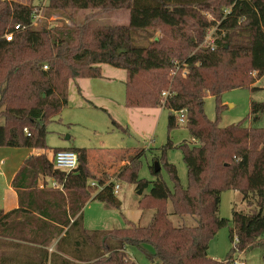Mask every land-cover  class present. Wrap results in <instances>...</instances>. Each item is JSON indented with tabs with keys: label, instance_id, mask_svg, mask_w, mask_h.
I'll use <instances>...</instances> for the list:
<instances>
[{
	"label": "trees",
	"instance_id": "obj_1",
	"mask_svg": "<svg viewBox=\"0 0 264 264\" xmlns=\"http://www.w3.org/2000/svg\"><path fill=\"white\" fill-rule=\"evenodd\" d=\"M47 8L126 9L129 21L36 29L33 4L0 0V146L46 149V123L67 105L69 81L100 77L101 64L107 63L125 70V106L167 111L165 148L172 146L169 134L178 127L177 113L185 111L192 143L183 141L177 147L187 184L180 183L175 165L165 162L173 183L170 188L160 170H154L155 164L160 167L154 156L149 165L154 179L148 186L138 176L145 149L108 183L89 168L88 148H54L77 154L78 166L72 173L54 168L45 155L30 157L25 168L31 175L42 173L62 185L65 194L52 191L62 196L59 208L64 218L42 210L35 218L31 212L36 207L0 210V264L9 259L15 264H229L225 261L233 259L236 251L256 246L264 250V127L243 121L220 126L203 110L207 95L214 96L219 110L223 92L259 89L253 83L264 78V0H47ZM154 27L161 30L158 40L134 43L135 31ZM210 28L214 29L212 48L202 46ZM9 33L13 36L7 41L4 35ZM184 68L187 72L182 74ZM262 111L264 102L250 101L252 119ZM89 179L101 188L92 191ZM118 180L134 184L139 195L148 187L138 203L142 210L153 209L150 222L141 226L127 220L125 227L103 231L85 228L82 210L89 200L120 206L113 193ZM223 189L238 191L249 210H232L233 247L226 259L218 261L208 256L207 249L218 229L229 223L218 215ZM170 214L182 223L175 224ZM31 217L37 229L31 228L35 226ZM184 217L193 223L186 225ZM18 218L23 223L20 234H15ZM52 240L56 250L49 253L46 243ZM6 242L39 256L21 263L16 253L7 257L2 252Z\"/></svg>",
	"mask_w": 264,
	"mask_h": 264
},
{
	"label": "rangeland",
	"instance_id": "obj_2",
	"mask_svg": "<svg viewBox=\"0 0 264 264\" xmlns=\"http://www.w3.org/2000/svg\"><path fill=\"white\" fill-rule=\"evenodd\" d=\"M23 4L34 5L33 28H52L63 25L77 26L84 22L93 25L107 24H127L129 13L126 9L112 10L108 12L96 9L87 10H61L52 11L47 8V0H14ZM211 18V17H210ZM213 28L208 30V35H213ZM161 37V30L158 27L147 30H138L133 33V41L137 45L146 44L149 41L158 40ZM200 46V45H199ZM205 46V42H202ZM101 72L106 77L98 86L96 91L106 98L108 88L112 86L114 93L113 102L108 100L93 98V102L79 104L78 93L73 84L68 86L70 99L68 104L61 110L58 117L46 123V145L51 148L61 146V144L73 147L100 148V147H141L145 149V154L141 158L138 168L139 178L148 181L154 179L149 165L155 156L160 161V177L172 188L173 183L164 163L175 165L180 183L187 184V171L183 161L182 152L178 144L183 141L192 143L186 129V121L179 123L174 128L169 139L171 147H164L167 142V111L161 107H127L125 106L124 79L125 70L104 63L101 65ZM187 70H181L185 74ZM254 75V74H253ZM110 84V85H108ZM259 89L249 87H238L223 92L220 96L221 108L217 110L214 96L207 95L204 98L203 110L206 117L212 121L218 120L220 126L243 121L245 125L254 127H264V111L259 113L257 119H252L250 115V101L264 102V78L255 80L253 83ZM86 89V88H85ZM186 117V114H185ZM113 121L125 129L122 131ZM96 151V150H95ZM156 161V159H154ZM1 181V187L3 186ZM90 182V180H89ZM120 183L119 193L116 195L121 204L119 207H111L98 200H89L82 210L83 225L89 230H109L111 228H121L127 225L130 220L138 225H146L150 222L153 209L142 210L139 205V198L148 192V187L144 189L142 195L137 193L135 185L127 181H116ZM92 191L95 189L91 187ZM246 212L249 210L246 202L242 201L241 194L236 190L223 189L220 194L218 215L229 220V223L218 229L215 236L208 244V256L214 260L222 261L227 258L233 242L229 237V230L232 217V210ZM168 212H172L170 202L167 205ZM33 217L36 214L31 212ZM31 217L32 224L36 223ZM171 220L175 224L182 221L177 216L170 214ZM184 223L190 225L193 222L189 217H184ZM15 234H20L19 223L23 219L18 218ZM9 226V225H7ZM14 227V226H13ZM36 224L31 228H36ZM48 252L56 250V240L46 243ZM35 247L44 250L42 245L35 244ZM133 255V254H132ZM234 258L242 260L245 264H264V250L259 247H252L242 252L236 251ZM134 258V257H133Z\"/></svg>",
	"mask_w": 264,
	"mask_h": 264
},
{
	"label": "crops",
	"instance_id": "obj_3",
	"mask_svg": "<svg viewBox=\"0 0 264 264\" xmlns=\"http://www.w3.org/2000/svg\"><path fill=\"white\" fill-rule=\"evenodd\" d=\"M103 79H106V77L103 75V73H101V76L97 78L81 77L70 80L68 86L73 84L74 89L78 93L77 101H79V104L87 103V100L93 102V98L97 97H99V99L113 102L114 93L112 91V86H110L108 88V91L105 93L106 98H103L102 95H99V91H96L98 89V86L102 83L101 81ZM125 79L123 82L124 89ZM69 99L70 91L68 89V101ZM69 147L73 146L61 144V146L56 148ZM142 149L143 148L141 147L130 146L118 148H89L88 166L94 174L101 175V178L108 183L115 180L118 172L126 164L129 163L130 159L133 156L137 155ZM54 151V148H51L48 145L46 149L0 146V179L3 178L2 187L0 181V210L6 213L20 207L27 210L30 207H32V210L33 207H36L37 210L34 211L36 216L41 217L39 210H42L53 215L56 214L58 219L64 218V213L62 209L59 208V205L62 202V196L52 191L59 190L63 192L62 185L57 184L52 178L42 173L33 172V174L31 175L29 169L27 167L25 168V162L30 157L35 158L39 157L40 155H45L47 160L51 162ZM89 180L91 181L92 179ZM53 182H55L56 185H53ZM63 194L65 193L63 192ZM34 229H37V227ZM7 242L5 244L2 243V252L7 257H10V255L16 253V255L18 256L16 260L20 261L21 263H25L28 261L27 258L29 256L32 255L33 259H37V257L39 256V254H37L39 252H34L32 254L21 247H10L8 246ZM6 263L15 264V262H12L11 259H9V262Z\"/></svg>",
	"mask_w": 264,
	"mask_h": 264
},
{
	"label": "built area",
	"instance_id": "obj_4",
	"mask_svg": "<svg viewBox=\"0 0 264 264\" xmlns=\"http://www.w3.org/2000/svg\"><path fill=\"white\" fill-rule=\"evenodd\" d=\"M14 29H19V25H15ZM12 36L13 33H9V34H5L4 37L7 41L12 40ZM205 45L206 46H210L211 48L213 47L214 44V38H212L211 35H206L205 37ZM43 69H47V66L44 65ZM162 95H165V92L162 93ZM177 121L179 123H184L186 121V117H185V111L184 110H180L177 113ZM25 132H27L26 128L24 129ZM54 168L61 170L63 172L66 173H72L73 170H75L78 166V158H77V154L72 151V150H68V149H58L55 150L53 152L52 155V160H51ZM53 185H56L55 182H53ZM89 185L91 187H93L94 189H100L101 186H98L95 180H91L89 182ZM120 188L119 183L115 182L114 184V188H113V193L116 195L118 193V190ZM236 240V239H235ZM127 256L134 260L133 255L131 252L127 251ZM228 262L229 264H245L242 260L238 259V258H233L229 261H225Z\"/></svg>",
	"mask_w": 264,
	"mask_h": 264
},
{
	"label": "water",
	"instance_id": "obj_5",
	"mask_svg": "<svg viewBox=\"0 0 264 264\" xmlns=\"http://www.w3.org/2000/svg\"><path fill=\"white\" fill-rule=\"evenodd\" d=\"M159 169H160L159 165L155 164L154 170L157 172V171H159Z\"/></svg>",
	"mask_w": 264,
	"mask_h": 264
}]
</instances>
